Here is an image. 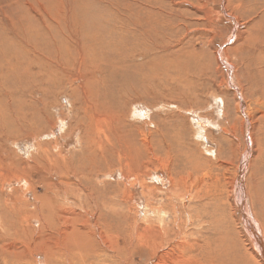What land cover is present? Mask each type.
<instances>
[{"label":"rangeland","instance_id":"rangeland-1","mask_svg":"<svg viewBox=\"0 0 264 264\" xmlns=\"http://www.w3.org/2000/svg\"><path fill=\"white\" fill-rule=\"evenodd\" d=\"M245 219L264 0H0V264H264Z\"/></svg>","mask_w":264,"mask_h":264},{"label":"bare ground","instance_id":"bare-ground-1","mask_svg":"<svg viewBox=\"0 0 264 264\" xmlns=\"http://www.w3.org/2000/svg\"><path fill=\"white\" fill-rule=\"evenodd\" d=\"M95 144V143H94ZM92 147H95V145H92ZM100 147V146H99ZM152 150V149H151ZM154 151L152 150V153L150 154V153H148V155H150V156H153L154 154ZM68 164V163H67ZM66 166V165H65ZM53 167H55L56 169H58L59 170V166H58V164H55V165H53ZM73 168V167H72ZM67 169H69V168H67ZM81 170V169H80ZM60 171V170H59ZM69 171H71L70 169H69ZM71 174H73V173H71ZM81 176L83 177V175H82V173H81ZM86 176V175H85ZM66 186H67V188L68 189H71V186L70 185H68V184H66ZM65 188V187H64ZM239 188H240V190H241V188H242V185L241 184H239ZM242 196V195H241ZM245 222H246V225H247V227L249 228V229H252L253 230V233H254V240H255V243L257 244V248H258V250L260 251V253H261V255H262V257L264 258V249H263V247H262V244L260 243V240H259V237H258V235H257V232L255 231V229H254V227H252V225L248 222V220H246L245 219ZM160 232H163V236H164V238H163V242H164V244H169L173 239L172 238H169L168 236L165 238V236L166 235H174V238L178 235V232H173L172 234L171 233H165V231L163 230H161ZM160 235H161V233H160ZM102 238H103V236H102ZM166 239H169V240H166ZM208 244H210L209 242H207V244H204V245H202V244H199V243H197V242H195V241H193V242H189L188 244H187V251H191V250H196V251H198L196 254H194L193 252V254H191L190 256H183L182 254L179 256V257H177V258H175L176 260H180V259H183V262H189V263H191V264H200L201 262L200 261H198L197 260V257H199V256H206V255H209L210 253H214L215 251H214V249H212L214 252H212L211 250H209V248H210V246H209V248H207V246H208ZM207 245V246H206ZM194 247H196V248H194ZM169 248L172 250V251H174V249H175V252L176 251H180L181 249L182 250H184V245L183 244H179L178 242H176V244H172V245H170L169 246ZM203 249V250H202ZM181 250V251H182ZM168 264V263H167ZM173 264H174V262H173ZM202 264V263H201Z\"/></svg>","mask_w":264,"mask_h":264}]
</instances>
